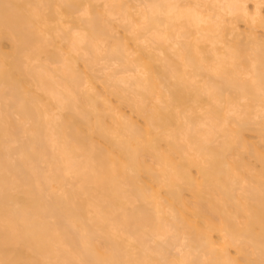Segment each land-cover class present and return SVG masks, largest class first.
<instances>
[{
	"label": "bare ground",
	"instance_id": "obj_1",
	"mask_svg": "<svg viewBox=\"0 0 264 264\" xmlns=\"http://www.w3.org/2000/svg\"><path fill=\"white\" fill-rule=\"evenodd\" d=\"M263 5L0 0V264H264Z\"/></svg>",
	"mask_w": 264,
	"mask_h": 264
},
{
	"label": "rangeland",
	"instance_id": "obj_2",
	"mask_svg": "<svg viewBox=\"0 0 264 264\" xmlns=\"http://www.w3.org/2000/svg\"><path fill=\"white\" fill-rule=\"evenodd\" d=\"M263 6H264V5H263ZM262 9H263V13H264V8L262 7ZM240 26H242L241 29H242V31H243V30L245 29V28H243V27H244L243 24H242V25L240 24ZM259 32L262 33L261 31H259ZM99 87H101V86L99 85ZM125 111H127V110H125ZM127 112H128V111H127Z\"/></svg>",
	"mask_w": 264,
	"mask_h": 264
}]
</instances>
